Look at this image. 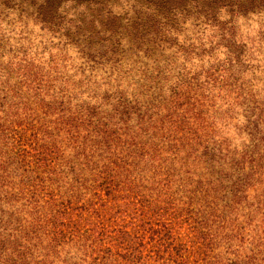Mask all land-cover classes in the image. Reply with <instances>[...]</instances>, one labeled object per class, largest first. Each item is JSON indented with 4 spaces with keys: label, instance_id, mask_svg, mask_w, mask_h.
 I'll use <instances>...</instances> for the list:
<instances>
[{
    "label": "trees",
    "instance_id": "trees-1",
    "mask_svg": "<svg viewBox=\"0 0 264 264\" xmlns=\"http://www.w3.org/2000/svg\"><path fill=\"white\" fill-rule=\"evenodd\" d=\"M66 1L86 12L70 19L77 31L114 36L108 0H31L32 13L51 28ZM144 2L138 28L194 11L222 49L200 81L158 78L166 97L149 94L144 68L99 76L92 97L89 77L0 45V264H264V93L237 82L258 65L263 79L264 59L251 67L217 16L264 12V0ZM94 34L81 46L106 49Z\"/></svg>",
    "mask_w": 264,
    "mask_h": 264
},
{
    "label": "rangeland",
    "instance_id": "rangeland-1",
    "mask_svg": "<svg viewBox=\"0 0 264 264\" xmlns=\"http://www.w3.org/2000/svg\"><path fill=\"white\" fill-rule=\"evenodd\" d=\"M11 3L13 5L10 7L0 5V45H3L4 51H9L8 55L23 56L33 62L58 60V69L65 75L81 74L89 77L87 84L82 83V88H86L92 97L99 96L102 92L103 86L99 76L119 72H143V68L146 73L152 71L155 76L148 85L149 94L166 97L168 95L162 89L164 84L161 93L158 90L163 82H157L158 78L166 81L170 76L180 74L182 79L189 80L197 75L200 81L203 70L209 66L215 67L216 60L222 57L221 47L215 45L218 38H215V33L210 29L211 24L194 11L176 12L172 15V21L166 18H152L138 28L139 23L151 12L149 4L144 0H108V10L120 22L114 36L109 38L108 34H94L86 27L78 31L74 28L75 23L70 19L86 13L83 12L82 6L75 3H60L58 11L61 19L51 24V28L36 20L32 13L31 0H12ZM217 16L227 20L228 25H233L234 37L242 42L246 49L245 56L248 57L251 67L264 59L262 10L241 14L221 8ZM132 25L140 29L139 40L128 37L129 26ZM94 30H97V27ZM92 34L93 41L97 45H105L106 49L95 51L81 46ZM141 40L144 42H140ZM177 46H181L180 50H176ZM115 59H119V62L113 64ZM260 69L261 65H258L251 74L249 68L247 74L243 73L237 80L241 81V85L247 88L256 100H260L264 93V78L261 79ZM121 87L126 86L123 83ZM226 116L217 109V119Z\"/></svg>",
    "mask_w": 264,
    "mask_h": 264
}]
</instances>
